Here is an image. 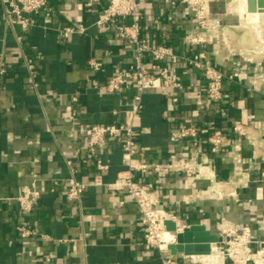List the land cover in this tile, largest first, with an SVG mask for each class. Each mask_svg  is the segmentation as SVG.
<instances>
[{
	"label": "crops",
	"instance_id": "1",
	"mask_svg": "<svg viewBox=\"0 0 264 264\" xmlns=\"http://www.w3.org/2000/svg\"><path fill=\"white\" fill-rule=\"evenodd\" d=\"M49 1L53 15L38 17L28 33L19 27L0 30V55L10 66L9 75L0 78V264H162L156 248L145 243V227L131 198L106 187L124 169L121 141L109 139L98 148V157L109 165L100 172L87 138L78 130L129 122L135 88L111 95L106 85L131 65V47L114 31L94 25L108 0H100L93 10L83 0ZM240 2L211 3L213 43L205 50L226 76L235 75L225 80L223 100L208 106L202 71L167 59L162 66L181 83L173 90L178 101L158 90L146 91L142 118L135 123L137 163L166 164L179 152L191 154L197 162H210L216 180L227 183L237 197L209 192L212 181L203 176L188 181L181 174L149 169L136 177L158 193L161 208L180 225L201 224L220 236V224L230 221L264 239V63L250 61L243 53L254 49L249 28L252 40H241L242 52L228 43L231 30L244 29L230 25V7L234 21L242 23ZM140 11L141 37L148 46L164 45L180 57H196L200 49L189 42L199 34L193 9L180 3L172 6L169 0H140ZM81 26L84 34L64 38L60 32ZM24 53L33 59L36 53L41 56L34 59L37 88L28 82ZM91 59L103 64L101 72L89 67ZM75 95L77 102L72 100ZM68 106L76 114L74 124L64 119ZM234 122L261 124L256 157L244 139L239 142V163L231 151L213 154L205 136L198 146L172 139V132L183 125L232 137ZM62 153L72 160L76 178L88 184L79 204L67 201L71 174ZM34 178L41 198L32 213L23 215L16 198ZM19 227L37 234L23 240Z\"/></svg>",
	"mask_w": 264,
	"mask_h": 264
},
{
	"label": "built area",
	"instance_id": "2",
	"mask_svg": "<svg viewBox=\"0 0 264 264\" xmlns=\"http://www.w3.org/2000/svg\"><path fill=\"white\" fill-rule=\"evenodd\" d=\"M88 10H93L100 4V0H83ZM172 6L183 4L194 10L195 20L199 34L190 39V44L197 46L200 50L195 58L180 57L167 46L150 47L147 41L141 37V11L140 0H108V5L103 7L94 25L104 31H114L118 37L125 41L132 50L133 61L128 69L115 73L107 82L108 94H118L123 90L134 87L136 95L129 110L128 123H115L111 125H95L90 127H79L80 134L88 141L90 155L95 157V165L98 171L105 172L109 165L98 157V148L109 139L120 140L122 148V163L124 169L118 174L113 183L106 187L114 192H125L137 207L141 222L145 227L144 240L149 246L155 247L159 252L162 264H211L201 260V256H173L169 247L176 244L177 234L188 226L178 223L175 216L169 215L161 208L158 193L147 185L137 180V173L153 169L155 173H177L183 175L188 181L197 177H206L212 181L211 193L237 197V193L229 189L227 183L216 180L215 173L210 162H197L193 155L179 152L172 156V161L166 164L145 165L136 162L138 154V141L135 123L141 120L144 110L143 96L146 91L158 90L163 95L171 96L173 102L178 98L173 90L180 89L181 83L172 75L162 63L169 59L172 64L183 61L188 66L202 71L206 80V104L208 106L221 102L224 98V83L226 79H233L235 75L226 76L220 68L209 58L205 47L213 43L212 31V0H169ZM54 9L49 0H0V30L2 28L19 27L23 33L36 26L37 18L43 16L50 18ZM129 20V22H128ZM64 38L72 35H80L86 32V28L66 27L60 31ZM21 38H19L20 40ZM36 53L34 59H40ZM24 65L28 72V82L34 88L38 87L37 69L35 60L23 54ZM149 59V62L148 60ZM252 61L253 59H249ZM89 67L101 72L103 64L91 59ZM10 66L0 55V78L9 75ZM96 84V83H94ZM78 101L77 95L72 99ZM64 119L76 123L77 117L71 106L66 108ZM261 124L253 122L251 125L234 122L230 132L232 137L223 131L204 130L199 132L196 128L186 125L172 132L174 141H187L194 146L201 142V136L211 147L213 154L231 151L234 160L241 162L242 147L241 140L248 141L253 147V155L256 157L261 148V143L256 137V131ZM65 157L66 154L62 153ZM264 159V156L262 157ZM66 163L70 169L71 176L67 179L68 191L67 201L79 204L88 184L76 178L77 170L72 160L66 157ZM41 198V192L37 186V179L30 184L24 185L21 195L16 198L19 210L23 215L33 212ZM172 221L177 223V231L171 232L165 223ZM20 237L27 240L37 233L25 227L18 228ZM220 237L225 238L219 247L226 262L231 264H264V239H261L249 227H238L230 221H223L219 226ZM45 239L49 237L44 236ZM65 242V241H60Z\"/></svg>",
	"mask_w": 264,
	"mask_h": 264
},
{
	"label": "water",
	"instance_id": "3",
	"mask_svg": "<svg viewBox=\"0 0 264 264\" xmlns=\"http://www.w3.org/2000/svg\"><path fill=\"white\" fill-rule=\"evenodd\" d=\"M241 17L245 16V12L264 16V0H249L247 7L241 9ZM167 229L171 232L177 231V223L167 221L165 223ZM225 238L211 234L204 225L192 224L177 234L176 244L169 247L173 256H211V264H226V260L219 247L221 242H225Z\"/></svg>",
	"mask_w": 264,
	"mask_h": 264
},
{
	"label": "rangeland",
	"instance_id": "4",
	"mask_svg": "<svg viewBox=\"0 0 264 264\" xmlns=\"http://www.w3.org/2000/svg\"><path fill=\"white\" fill-rule=\"evenodd\" d=\"M237 1H241L240 4H239V7L237 9V13H238V19H239V22H242V24L246 25V27H244V29H241L237 32V31H234V30H231L230 31V38H229V41L228 43L231 44L232 47L236 48L239 52H242L240 51L242 47L241 46V40L245 39L247 41H250L252 40V38H250V31L247 30L246 28H249L250 30H252V32L255 34V28H257L258 30H262V33L264 34V30L261 28L263 27L264 28V16L262 15V13H258V14H254L252 15V13H249L248 11H246L245 13V16H243L241 19V9H245V7H247V4L249 3V0H237ZM229 2H234L235 3V0H229ZM234 5V4H233ZM257 17V21H254ZM257 26V27H256ZM254 27V28H253ZM253 28V29H251ZM256 29V30H257ZM256 35H254V41L253 43L256 44ZM254 44V45H255ZM253 45L252 48H255V46ZM257 47V46H256ZM243 49V48H242ZM244 50V49H243ZM254 52V53H253ZM255 49H252V50H248L246 52H243V53H246V57L249 58V59H257L259 61H261L262 63H264V53L261 54V53H257L255 54Z\"/></svg>",
	"mask_w": 264,
	"mask_h": 264
},
{
	"label": "bare ground",
	"instance_id": "5",
	"mask_svg": "<svg viewBox=\"0 0 264 264\" xmlns=\"http://www.w3.org/2000/svg\"><path fill=\"white\" fill-rule=\"evenodd\" d=\"M227 9V8H226ZM233 11H234V9L232 8V7H230L229 8V17H231V22H230V25H232V26H235V27H246V25H242V23H238V22H236V21H234V14H233ZM227 13V12H226ZM257 19V18H256ZM236 20V19H235ZM238 20V19H237ZM257 27V26H256ZM250 28V27H249ZM254 28V27H253ZM253 28H251V29H253ZM258 28V27H257ZM257 28H255V34L254 35H256V37H257V39H256V43L257 44H255L254 46H255V51L257 52V53H261V54H263L264 53V35H263V33H262V30H258ZM257 29V30H256ZM211 256H206V255H201V260H203V261H206V262H211Z\"/></svg>",
	"mask_w": 264,
	"mask_h": 264
}]
</instances>
